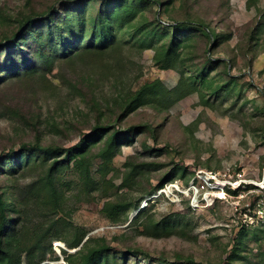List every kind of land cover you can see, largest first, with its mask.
Returning a JSON list of instances; mask_svg holds the SVG:
<instances>
[{
	"label": "rangeland",
	"instance_id": "rangeland-1",
	"mask_svg": "<svg viewBox=\"0 0 264 264\" xmlns=\"http://www.w3.org/2000/svg\"><path fill=\"white\" fill-rule=\"evenodd\" d=\"M60 1L0 0L1 14L10 19L2 25L0 16V38L14 28L19 14L41 12L50 5L62 14ZM250 1L187 0L182 9V2L173 0L168 12L155 3L141 7L143 17L138 16L135 24L144 18L173 24L190 15L230 36L213 51L207 39L195 32L182 36L195 42L186 76L193 75L196 67H207L210 57L221 63L210 69L209 78L220 85L229 77L233 81L214 94L204 87L182 93L165 101L163 112L141 106L125 115L117 109L118 98L144 83L159 80L170 91L180 77L175 69H160L153 60L155 47H147L148 38L143 42L145 36L133 30L117 35L120 42L100 54L76 50L66 56L57 51L50 67L1 80L0 186L11 187L18 195L17 229L24 227L31 239L32 264H69L86 245L99 242L109 248L116 264H264V225L255 239L252 231L257 225L242 222L243 211L235 208L232 198L202 194L193 201L189 190L196 172L214 170L255 180L262 171L264 33L256 45L248 39L259 20H264V0ZM161 28L172 33L169 26ZM86 43L79 41V47ZM97 120L119 130L141 129L120 143V152L107 165L94 156L102 144L97 143L91 150V180L86 185L73 169L74 160L68 168L58 169L53 180L58 207H53L44 179L46 165L40 157L24 162L28 155L22 145L26 148L38 140L40 146L69 148L90 135ZM16 154L20 164L6 160ZM170 172H175L172 181L154 189ZM108 203L124 206H116L118 213L113 214L105 210ZM242 224L250 233L236 250L239 257L231 251ZM37 239L38 245L33 243ZM28 259L23 253L21 264Z\"/></svg>",
	"mask_w": 264,
	"mask_h": 264
},
{
	"label": "trees",
	"instance_id": "trees-1",
	"mask_svg": "<svg viewBox=\"0 0 264 264\" xmlns=\"http://www.w3.org/2000/svg\"><path fill=\"white\" fill-rule=\"evenodd\" d=\"M180 1L183 5L182 9H184L187 0ZM254 1L251 0L250 3ZM172 2L173 0H61L62 14L55 5H50L41 12L31 11L26 15L19 14L20 16L15 18L14 28L10 31L5 30L6 33L0 38V82L6 76H30L50 67L53 55L57 51H62L66 56H72L76 50L84 54H100L105 48L120 42L121 39L118 40L117 35H124V33L133 30L145 36L143 42L148 38L147 47H155L154 63L162 70L175 69L179 72L180 77L176 87L170 91L163 89L159 80H153L144 83L134 93L118 98L119 102L116 106L122 114L134 112L141 106H149L157 112H163L166 110L165 101H171L173 97L178 99L182 97V93L187 95L204 87L208 90V94H214L224 87L228 88L233 77H229L226 83L224 82L225 84L220 85L208 76L210 69H215L214 67L221 63L220 59L215 60L208 57L209 65L207 67H196L193 75L186 76L184 69L187 65L186 62L190 64L193 62L195 42L192 37L183 39L182 36L195 32L196 35L207 39L211 44L208 49L213 51L218 43L228 40L229 35L215 32L201 19L189 17L190 15L182 17L181 20L175 19L173 24H165L158 18L150 21L144 18L143 21L135 24L134 21L138 16L143 17L144 13L141 7L155 3L162 6L163 11L168 12L172 7ZM87 10L89 11L88 16H86ZM0 16L3 19L2 25L10 21L8 16L2 15L1 12ZM263 21V18L260 19L258 25L249 34L248 40L251 46L256 45L264 33ZM161 26H169L172 33L169 34ZM156 37L158 41H161L160 44L155 41ZM86 40L87 43L79 47V41ZM97 40L99 45L95 46ZM224 70L225 75L229 76L228 64L224 63ZM184 86H187L188 92L183 91ZM203 101L208 103V98H205L204 94ZM138 129L141 128L130 126L126 130H119L111 125H103L97 120L91 134L80 139L72 147L40 146L38 140L26 148L22 145V152L24 155H28L24 162L28 163L31 157H34L32 158L34 161H36V157L42 158L41 163L46 165L44 179L51 196L49 203L53 204V207H58L53 182L58 169L68 168L70 161L74 160L73 169L79 172L86 185L91 180L89 162L91 150L97 146V143L102 142L100 146H97L94 156L101 158L107 165L120 152V143L128 140L129 134L131 135ZM261 129H264V126ZM12 159L19 163L17 154L8 156L6 160L11 161ZM14 170L15 168H12V172H16ZM181 170L183 173L186 171L185 168H181ZM174 175L175 172L165 174L154 189H160L170 179L172 181ZM115 204L118 208L124 206ZM18 205V195L13 194L11 187L0 186V264H21L23 253H25V258L29 257L27 264H32L30 260L33 249L31 239L25 229H22L24 227L17 229L20 221ZM116 206L108 203L107 207L105 205V210L109 208L113 214H117ZM155 226L157 227L159 224L155 223ZM254 227L252 232L254 238L258 239L257 230L261 227ZM163 229L165 230L166 226H163ZM249 233L247 228L242 227L235 234L237 235L235 238L237 246L233 249L235 252L231 251V255H238L236 250L240 249L248 239ZM39 242L40 239H37L33 243L38 245ZM69 264H116V262L114 263L113 256H110L109 248L99 242L94 246L86 245L85 251L79 252L77 259L71 258Z\"/></svg>",
	"mask_w": 264,
	"mask_h": 264
},
{
	"label": "built area",
	"instance_id": "built-area-1",
	"mask_svg": "<svg viewBox=\"0 0 264 264\" xmlns=\"http://www.w3.org/2000/svg\"><path fill=\"white\" fill-rule=\"evenodd\" d=\"M243 175L230 176L214 170L196 172L189 190L193 201L204 194L228 196L234 200L235 208L243 214L242 222L247 225H264V155L262 171L258 178L246 180ZM245 225H241V228Z\"/></svg>",
	"mask_w": 264,
	"mask_h": 264
}]
</instances>
